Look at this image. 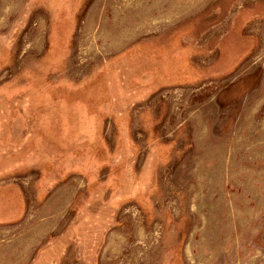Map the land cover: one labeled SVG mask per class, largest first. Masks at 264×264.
Here are the masks:
<instances>
[{"label": "rangeland", "instance_id": "rangeland-1", "mask_svg": "<svg viewBox=\"0 0 264 264\" xmlns=\"http://www.w3.org/2000/svg\"><path fill=\"white\" fill-rule=\"evenodd\" d=\"M0 264H264V0H0Z\"/></svg>", "mask_w": 264, "mask_h": 264}]
</instances>
